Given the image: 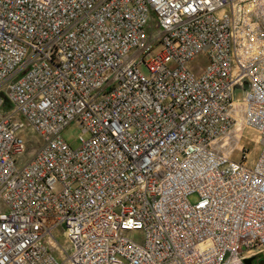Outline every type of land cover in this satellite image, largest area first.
<instances>
[{
	"label": "built area",
	"instance_id": "built-area-1",
	"mask_svg": "<svg viewBox=\"0 0 264 264\" xmlns=\"http://www.w3.org/2000/svg\"><path fill=\"white\" fill-rule=\"evenodd\" d=\"M28 124L42 144L19 168ZM72 124L78 148L63 135ZM247 130L263 146L253 167ZM0 201V264L255 256L264 0H0Z\"/></svg>",
	"mask_w": 264,
	"mask_h": 264
},
{
	"label": "rangeland",
	"instance_id": "rangeland-1",
	"mask_svg": "<svg viewBox=\"0 0 264 264\" xmlns=\"http://www.w3.org/2000/svg\"><path fill=\"white\" fill-rule=\"evenodd\" d=\"M208 57L204 54L196 57L191 63L190 66L192 69L196 72L197 75H200L204 69L208 65ZM141 71L148 75V70L145 67H141ZM82 131L81 129L76 125L72 124L65 132H64V138L68 141V143L73 148H78L80 146V143L78 141V137L81 135ZM20 136L24 139L25 142V152L22 155H16L15 159L17 161V166L21 168L23 165H25L33 156L34 152L37 151L42 144L41 137L34 132L32 127L28 124L25 129L20 133ZM245 145L247 149L250 151L249 155V164L250 166H255V164L258 162L263 146L261 142L256 141L258 140V134L255 131L247 130L245 132L244 137ZM192 200H195V198H192ZM2 206V203L0 201V207ZM53 234L55 238L58 240V242L68 249L69 253L72 252V249L70 248V243L68 241V237L66 235V232L64 228H56L53 230ZM129 237L132 239H135L136 241L141 242L144 238V233L142 231H133L130 232ZM52 254L56 257L57 260L63 261L64 257L61 255L60 251L56 248L52 249ZM262 257H258L257 260L253 262V264H258V259H261Z\"/></svg>",
	"mask_w": 264,
	"mask_h": 264
},
{
	"label": "water",
	"instance_id": "water-1",
	"mask_svg": "<svg viewBox=\"0 0 264 264\" xmlns=\"http://www.w3.org/2000/svg\"><path fill=\"white\" fill-rule=\"evenodd\" d=\"M248 90V87H245L242 92H239L240 90L238 89L236 91V96L240 97L242 95V93L244 94L246 91ZM256 260V256L250 257V258H246L244 259L243 263L241 264H253V262ZM259 264H264V259H260Z\"/></svg>",
	"mask_w": 264,
	"mask_h": 264
},
{
	"label": "crops",
	"instance_id": "crops-1",
	"mask_svg": "<svg viewBox=\"0 0 264 264\" xmlns=\"http://www.w3.org/2000/svg\"><path fill=\"white\" fill-rule=\"evenodd\" d=\"M256 256V260L258 257H262L261 259H264V249H262L260 252H257ZM260 259H258L257 262H259ZM259 264V263H258Z\"/></svg>",
	"mask_w": 264,
	"mask_h": 264
}]
</instances>
